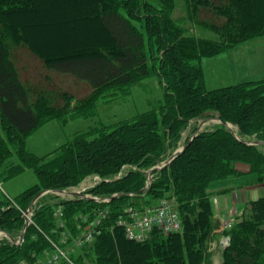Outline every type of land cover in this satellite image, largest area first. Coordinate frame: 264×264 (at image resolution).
Wrapping results in <instances>:
<instances>
[{
  "label": "trees",
  "instance_id": "trees-1",
  "mask_svg": "<svg viewBox=\"0 0 264 264\" xmlns=\"http://www.w3.org/2000/svg\"><path fill=\"white\" fill-rule=\"evenodd\" d=\"M155 1L156 5L149 0H0V163L10 161L9 146L16 147V161L11 164L18 165L11 166L7 176L32 168L36 177L34 186L16 201L27 208L43 190L65 189L89 175L111 177L126 166L135 170L93 191L100 196L121 195L105 204L109 208L117 200L148 197L153 199L150 204L169 193L175 198L180 232L164 236L153 231L148 240L135 242L120 227L103 230L89 247L92 264H213L207 246L219 225L209 190L239 176L237 163L247 165L248 173L264 186V146L245 145L216 124L193 137L168 166L153 171L151 184L141 192L145 172L188 142L196 129L185 139L183 133L192 120L218 115L236 127L240 139L264 142V80L209 91L201 67L203 58L264 35V0H184L188 20L213 31L218 40L186 35L171 18L174 0ZM59 23L75 38L65 53L45 52L26 34L27 26ZM19 48L33 54L45 68L87 82L91 95L71 108L67 92L22 81L15 57ZM152 73L163 82V102L158 107L95 132L92 139L77 134L45 158L25 147L26 138L39 126L50 120L64 125L90 117L101 93L126 91ZM68 204L67 221L83 206L96 205L80 199ZM51 206H42L34 214L38 233L29 228L21 245L0 244V264H15L48 249L43 234L52 228ZM117 214L113 211L111 217ZM22 226L14 207L0 208L1 229L12 235ZM224 234L229 244L222 251L221 264H264V194L247 202L243 214Z\"/></svg>",
  "mask_w": 264,
  "mask_h": 264
},
{
  "label": "rangeland",
  "instance_id": "rangeland-1",
  "mask_svg": "<svg viewBox=\"0 0 264 264\" xmlns=\"http://www.w3.org/2000/svg\"><path fill=\"white\" fill-rule=\"evenodd\" d=\"M149 1L151 4L156 5L157 3L155 0ZM32 11V13L37 14V12H34L33 9ZM171 18L178 26L182 27L185 30V34L188 36L191 35L194 37L206 38L211 40L219 39L217 34L213 31L201 28L197 26V24L188 20L184 0H174V8L171 13ZM26 34L35 46L39 47L45 52H51L53 49H57L58 52L65 53L70 48V46L69 48L66 46L75 41V38H73V36L68 32L67 28L60 23L52 25L50 27L39 25L27 26ZM247 41L246 42L248 48H253L252 54L250 56H252L253 58L264 56V35L251 38ZM243 56H246V52L243 53ZM15 57L20 79L22 81H25L39 88H44L46 90L49 89L54 91L56 88H59L67 92V94L71 95L72 97L71 108L74 107V105H77L80 100L89 97L93 91V89L87 82L79 80L73 75L63 74L45 68L38 58H36L33 54H31L24 48H19L15 53ZM239 60L241 61V64H239L238 60L235 59L236 62L230 70L228 66L231 61L230 57L228 56L203 58L202 71L204 78V87L206 88V90L210 91L219 87L222 88L231 86L235 82H238L236 80H240L243 77L257 79V76L261 75L260 71H264V67L260 66L259 64L254 63L251 65L250 63H248L246 65L244 64V62H242V59ZM162 85L163 82L158 78L157 75L152 73L141 80L139 83L132 85L131 88H128L126 91L114 89L103 92L95 101L93 109L94 115L86 118L71 119L64 125H60L55 120H50L47 123L39 126L26 138L25 147L35 156L45 158L48 155L53 154V152L57 151L60 147L64 146L77 134L82 133L85 134V137L87 139H92L96 134L95 132L109 130L120 122L132 120L137 115L146 113L153 108L161 105L163 102ZM214 116L216 115L210 117ZM201 121L202 120H192L189 123L186 131H184L183 138L185 139L193 129H196ZM216 124L217 123L215 122H209L205 124L201 130H210ZM2 129L3 125L0 122L1 138H3ZM232 129L236 131L235 127L233 126ZM9 147L11 149V160L6 162L4 165L0 163V184L4 193L9 198L15 200L24 191L34 186V184L36 183V177L32 168L25 169L24 171L12 177L7 176L9 173L7 170L11 166L16 167L18 165L17 163L11 164L15 163L16 161L15 151L17 148H13L12 146ZM179 148L180 146L177 147L176 150ZM262 151H264V148H262ZM130 170H135V168L127 166L123 167L118 174L106 178L100 177L98 175L85 176L78 184L67 187L65 189H77L79 191H81L82 189L85 193H93L94 190H101L105 184L116 182L122 177H125ZM129 180L132 182L135 181V178L132 177ZM1 188L0 208H10L12 206L15 208V203H11L9 200H7L8 197L4 196ZM69 199L70 197H61L55 194H48L40 198V200L33 207V211L30 215L33 224L30 223L27 229L30 228V232L36 231L38 233L36 228L37 226L34 223L33 217L34 214L38 213L37 211L39 210V208L45 205H52L51 212H54V210L56 209H61L65 223L68 226L76 222V220L80 222V219L84 218V216L86 215H93L91 212L92 209L96 206H88L84 204L85 206H83L81 210H75L76 214H74L72 218L67 221V219L65 218V211L67 208H69ZM152 200V198L150 199L148 197H146L145 199L133 198L129 201L124 200V202L117 200L112 209L105 204H101L100 208H102V211L106 212L110 216V224L114 223V218L111 217V213L113 211L119 212L128 207L139 209L149 205H154L158 203L159 199L149 204L148 202ZM15 202L18 207H22L16 200ZM213 202L214 201L212 200V203ZM245 206L246 204L240 205L235 212L231 213V219L236 220V218L240 217L243 214ZM15 209L20 213L22 220H24L23 212L26 208L22 207L21 210H18L17 208ZM214 220L218 222L219 229L216 230V234L212 236L211 240L208 242L207 252L208 256L211 255L213 264H220L221 249L219 247L218 240H220V238L222 237V230L220 220ZM233 222L235 224V221ZM18 233L19 232L15 230L12 233V236L16 237ZM44 234L52 236L53 240H60V235L53 228H51ZM3 242L4 239H0V244ZM42 252L45 253V255L37 254V252H34L31 255L35 254L37 256L39 255L43 258H46L49 253L48 249ZM73 254L74 257L79 261V264H92L94 261L92 252L91 250H89V248H84L82 250L75 249Z\"/></svg>",
  "mask_w": 264,
  "mask_h": 264
},
{
  "label": "built area",
  "instance_id": "built-area-1",
  "mask_svg": "<svg viewBox=\"0 0 264 264\" xmlns=\"http://www.w3.org/2000/svg\"><path fill=\"white\" fill-rule=\"evenodd\" d=\"M81 191L84 190L81 189ZM15 208L21 210L16 204ZM91 213L92 216L86 215L80 219V222L76 220L68 226L65 223L61 209L54 210L52 212L53 229L60 235V240H52L43 234L49 244L47 257L43 258L33 254L31 260L23 259L16 264H77L70 254L75 249L80 250L90 245L103 230L112 232L114 227L122 228L125 237L135 242H143L149 239L153 231H158L163 235L181 231V221L174 198H163L156 205L150 207L125 208L118 212L117 216L114 217V223L110 224V216L102 211L100 206L94 207ZM30 215V212H23L24 220L28 224H33ZM231 225L232 221L224 222L221 229L228 230ZM4 237V234L0 231V239Z\"/></svg>",
  "mask_w": 264,
  "mask_h": 264
},
{
  "label": "crops",
  "instance_id": "crops-1",
  "mask_svg": "<svg viewBox=\"0 0 264 264\" xmlns=\"http://www.w3.org/2000/svg\"><path fill=\"white\" fill-rule=\"evenodd\" d=\"M250 40V39H249ZM249 42V41H247ZM247 42H243L240 45L236 46L228 52H224L219 56H228L230 57L229 68L232 69L235 59L238 60V63L241 64L239 59H242L244 64L250 63L251 65L256 63L264 67V56L258 58H253L250 56L252 54L253 48H248ZM246 46V47H244ZM246 52V56H243V53ZM215 57V56H214ZM231 65V66H230ZM202 67V60H201ZM203 72V71H202ZM261 75L257 76V79H250L249 77L241 78L236 80L234 84L245 82V81H261L264 80V71H260ZM204 79V78H203ZM204 81V80H203ZM232 84V85H234ZM221 88V87H219ZM216 89V88H215ZM235 169L241 173L239 176L228 179L226 181L218 182L213 185L209 190L211 198L216 199L218 210L214 209V218L219 219L220 222L226 220L229 215L235 212L240 205L246 204L249 201L256 200L263 196L264 186L259 184L254 176H251L249 172V167L242 163L235 164ZM221 205V206H220Z\"/></svg>",
  "mask_w": 264,
  "mask_h": 264
},
{
  "label": "water",
  "instance_id": "water-1",
  "mask_svg": "<svg viewBox=\"0 0 264 264\" xmlns=\"http://www.w3.org/2000/svg\"><path fill=\"white\" fill-rule=\"evenodd\" d=\"M209 122H215V123L221 124L222 126H224L225 128H227V129L229 130V132H230L235 138H237L238 140H240V141H241L243 144H245V145H250V146H264V142H263V141L240 139L239 136H237L236 131H234V130L232 129V125L229 124V123H227V122H225V121H223V120H221V117H220V116L216 115V116H214V117H206V118H204V119L198 124L196 130H195L194 133L190 136L188 142H187L185 145H183L181 148H179V149H177L176 151H174V152H173V153H172V154H171V155H170V156H169V157H168L163 163H161L160 166H155V167H153L152 169H150L149 171L146 172V177L148 178V180L151 182V174H152L153 171H155V170H159V169H161V168H163V167L168 166L169 163H170L175 157H177V156H178V155H179V154L185 149V147L187 146V144L189 143V141H190L193 137H195V136L201 131L202 127H203L205 124L209 123ZM146 189H147V187H144L141 191H142V192H145ZM47 192L65 193L63 190H43V191L39 192V193H38V194H37V195L31 200V202L29 203V205H28V209L26 210V213H28V212L31 210V208H32L33 204L35 203V201H36L38 198H40L41 196H43L45 193H47ZM66 194H69V195H76V196H79V197H81V198H85L84 195H79V194H77V193H70V192H68V193H66ZM120 196H121V195H115V196H112V197H111V200L114 199V198H118V197H120ZM27 224H28L27 221H25V224H24V226H23V230H22V232H21L20 235H19V239H20V240L23 238L24 230L26 229ZM8 238L10 239V241H11L12 243H15V241H14L13 238H11L10 236H8ZM227 241H228V240H227Z\"/></svg>",
  "mask_w": 264,
  "mask_h": 264
},
{
  "label": "bare ground",
  "instance_id": "bare-ground-1",
  "mask_svg": "<svg viewBox=\"0 0 264 264\" xmlns=\"http://www.w3.org/2000/svg\"><path fill=\"white\" fill-rule=\"evenodd\" d=\"M11 61V60H10ZM75 106V105H74ZM19 107V106H18ZM195 139V138H194ZM192 144V143H191ZM131 172V171H130ZM242 173V172H241ZM129 192V191H128ZM137 197V196H136ZM116 202V201H115Z\"/></svg>",
  "mask_w": 264,
  "mask_h": 264
}]
</instances>
